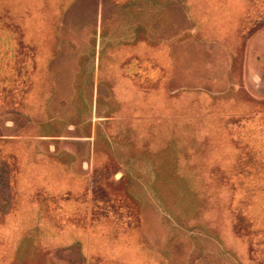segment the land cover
<instances>
[{
	"label": "rangeland",
	"instance_id": "1",
	"mask_svg": "<svg viewBox=\"0 0 264 264\" xmlns=\"http://www.w3.org/2000/svg\"><path fill=\"white\" fill-rule=\"evenodd\" d=\"M0 167V264H264V0H0Z\"/></svg>",
	"mask_w": 264,
	"mask_h": 264
},
{
	"label": "trees",
	"instance_id": "2",
	"mask_svg": "<svg viewBox=\"0 0 264 264\" xmlns=\"http://www.w3.org/2000/svg\"><path fill=\"white\" fill-rule=\"evenodd\" d=\"M0 172H2V173L0 174V176H2V178L4 179L5 176L2 175V174H6V170L3 169L2 167H0ZM0 180H1V179H0ZM2 181L4 182V185L7 186V182H6V180L4 179V180H2Z\"/></svg>",
	"mask_w": 264,
	"mask_h": 264
}]
</instances>
